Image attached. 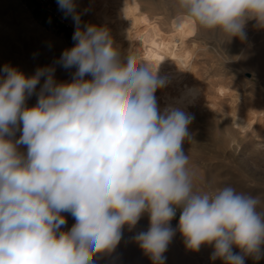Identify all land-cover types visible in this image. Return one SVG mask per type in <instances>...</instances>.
I'll use <instances>...</instances> for the list:
<instances>
[{
    "label": "clouds",
    "instance_id": "9594fccd",
    "mask_svg": "<svg viewBox=\"0 0 264 264\" xmlns=\"http://www.w3.org/2000/svg\"><path fill=\"white\" fill-rule=\"evenodd\" d=\"M57 3L76 24V43L59 60L76 69L72 81L57 83L52 67L30 77L0 69V264H94L145 212L150 226L134 240L153 264H165L178 209L188 249L211 245V259L224 264L264 257V198L230 185L194 190L182 147L193 117L158 107L155 93L167 84L158 68L130 50L122 58L106 27L81 28L74 0ZM176 3L184 18L227 40L246 39L248 19L264 27V0ZM65 212L76 221L69 231Z\"/></svg>",
    "mask_w": 264,
    "mask_h": 264
},
{
    "label": "rangeland",
    "instance_id": "374dc122",
    "mask_svg": "<svg viewBox=\"0 0 264 264\" xmlns=\"http://www.w3.org/2000/svg\"><path fill=\"white\" fill-rule=\"evenodd\" d=\"M74 2L81 28L100 27L91 3ZM137 2L141 9H148L150 16L163 18L166 28L176 16L182 15L176 0ZM75 30V22L71 16L65 18L57 0H0V69L10 65L20 71L24 66L30 77L39 68L52 67L57 83H70L76 69H65L59 60L65 50L75 45L72 39ZM244 32V40L238 37L227 40L222 33L197 25L190 60L193 69L187 70L184 80L201 87L203 94L188 112L193 117L188 129L191 138L182 147L189 157L187 167L193 173L194 190L208 191L230 185L237 191L264 198V117L259 121V117L250 113L252 109L264 111V28L255 19H248ZM43 83L41 78L36 92L26 101L27 107L35 106ZM163 89H158L155 95L161 96ZM168 89L176 93L174 85ZM234 114L253 116L252 127L247 132L237 127ZM21 134L16 131L12 139H19ZM19 150L27 151L23 145ZM62 215L67 221L62 230L69 231L75 218L67 212ZM179 217L178 209L170 222L175 234L164 253L165 264H199L202 257L211 258V245H202L199 251L186 247L178 228ZM149 226V214L145 212L134 227L124 226L122 239L114 250L94 256V264H153L134 240ZM233 251L239 253L240 249L234 247ZM215 261L224 264L221 259ZM245 264H264V257L259 260L245 257Z\"/></svg>",
    "mask_w": 264,
    "mask_h": 264
},
{
    "label": "bare ground",
    "instance_id": "6f19581e",
    "mask_svg": "<svg viewBox=\"0 0 264 264\" xmlns=\"http://www.w3.org/2000/svg\"><path fill=\"white\" fill-rule=\"evenodd\" d=\"M85 1L91 3L99 26L110 31L114 46L119 49L122 58L126 57L129 50L132 51L139 61L148 64L153 70L158 68V76L167 81L161 96L156 95L158 107L163 110L172 105L188 113L191 105L203 94L201 87L184 80L187 70L193 69L190 60L195 47L197 24L179 15L172 20L171 26L166 28L163 18L150 16L148 9H141L137 0ZM20 68V71L29 77L27 68L24 66ZM172 85L176 87V93L168 89ZM250 113L254 117H259V121L264 117L263 110L252 109ZM253 116L248 118L246 114H234V123L247 132V129L252 127ZM133 261L131 263H135Z\"/></svg>",
    "mask_w": 264,
    "mask_h": 264
},
{
    "label": "built area",
    "instance_id": "2783aa9c",
    "mask_svg": "<svg viewBox=\"0 0 264 264\" xmlns=\"http://www.w3.org/2000/svg\"><path fill=\"white\" fill-rule=\"evenodd\" d=\"M199 264H217V262L206 256L200 259Z\"/></svg>",
    "mask_w": 264,
    "mask_h": 264
}]
</instances>
